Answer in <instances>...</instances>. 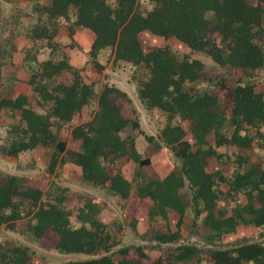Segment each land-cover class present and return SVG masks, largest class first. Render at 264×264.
Returning a JSON list of instances; mask_svg holds the SVG:
<instances>
[{"label": "trees", "instance_id": "obj_1", "mask_svg": "<svg viewBox=\"0 0 264 264\" xmlns=\"http://www.w3.org/2000/svg\"><path fill=\"white\" fill-rule=\"evenodd\" d=\"M151 3L150 7H143L140 0H115L114 5L107 0H48L44 6L35 7L40 11L44 9L48 18H68L73 12L74 24L91 29L94 38L89 53L97 69L103 66L96 56L106 46L111 48L114 62L128 61L147 69L146 77L138 82V96L147 108L157 107L167 114L168 121L161 128L160 136L179 158L178 170H171L161 178L141 179L135 187L138 196L152 201L150 215L160 214L166 218L168 208L178 213L177 229L155 230L152 239L172 243L180 238L178 227L183 221L186 203L179 189L185 185L190 189L195 215L204 212L202 224L209 228V237H221L239 223L264 225L263 164L252 163L235 170L229 179L220 169L209 171L206 168L207 157L219 155L215 146L248 147L254 135L261 134L264 90H257L256 83L249 79L264 67V49L258 41L264 33V0H151ZM207 11H211L212 18L207 17ZM211 25L222 34L220 47L216 43L211 47L203 45L204 31ZM71 26L70 32L73 31ZM143 30L172 36L184 43L186 49L181 55L169 44L146 50L140 39ZM193 50H203L218 64L242 70V75L233 78L229 117L209 83L212 77L206 63L192 55ZM65 68L70 66L63 58L45 59L40 62L39 70L32 73L29 81L38 94L35 101L45 108L43 112L30 107L23 93L0 98V107H9L25 124H12L8 144L0 146L2 153L17 155L39 144L52 147L47 169L53 171L66 144L59 138V129L94 94L93 83L86 82L78 69L71 70L68 82L57 80L56 76ZM206 73L210 76H205ZM205 81L208 86L203 88L201 84ZM125 98L128 96L123 89L103 84L91 118L71 126V135L79 140L80 147L74 153V162L81 167L83 179L106 186L123 199L131 193V181L119 170L109 172L102 160L126 155L140 165L150 163V158L142 156L135 148L132 135L120 136V131L128 125L138 127L136 120L126 118L121 112V101ZM175 115L190 120L193 143L183 138L186 134L183 126L171 121ZM244 124L247 126L241 133ZM230 127L233 129L228 133ZM140 132L148 140L154 138L141 129ZM221 180L228 182L229 193H243L246 198L243 203L236 202L229 214L217 205ZM65 190L67 187L58 183L47 189L31 187L25 184L22 175L7 174L0 183V224L12 228L14 220L31 214L26 226L33 236L40 237L47 229L55 230V247L59 251L87 254L109 251L110 233L97 217L101 206L87 199L76 215L80 224L74 226L71 212L64 203ZM2 247L0 244V264H32L27 245ZM130 250H136L137 255L114 259L109 252L59 264H143L140 246H125L116 251L125 254ZM198 252L196 244L176 243L164 254H157L152 264L175 261L189 264ZM208 254L209 264H264V242L243 240L230 246L213 247Z\"/></svg>", "mask_w": 264, "mask_h": 264}, {"label": "crops", "instance_id": "obj_2", "mask_svg": "<svg viewBox=\"0 0 264 264\" xmlns=\"http://www.w3.org/2000/svg\"><path fill=\"white\" fill-rule=\"evenodd\" d=\"M47 3L48 0H10L6 8H4L3 2L0 3V72L3 69L6 70L5 72L0 74V98L14 97L19 93H23L27 96L28 104L30 107L37 111L43 112L44 110L40 109L39 106H37V102L35 101V99L38 97V94L33 89V85L31 84L29 79L32 73L35 72V70H39L38 68L42 60L52 59L53 61H56L63 58L67 61L70 68L63 69V71L56 76V79L60 80L58 78L60 77L59 75H62L64 71H67L64 77L65 81H63L68 82L71 78V70L74 68L78 69L86 82L93 83V98H95V100L93 99V112L97 108V95L103 84H114L115 86L126 91L128 96L132 100V116L126 114L122 107L121 112L123 116H125L126 118L132 117L133 119H135L138 122V126L140 127V129H144L146 133H150L149 129L151 131V128L157 127V124H159L160 122L162 124V126L160 127H163L168 121L167 114L157 107L147 108L143 104L137 93L138 82L146 77L147 69L142 65H135L128 61L118 60L114 62L113 56L111 54V48L109 46H106L101 48L96 56V60L101 63L103 67L95 73L96 78H89L90 73L93 71L92 57L89 53V49L94 38L93 31L85 26L74 24L73 21L75 19V15L73 12L69 14L68 18H65L63 16L48 18L47 12L44 9L40 11L35 7L39 5L44 6ZM70 26L73 28L72 32H70ZM145 31L147 33H151L148 30H143L142 32ZM258 41L264 49V33L261 38H258ZM202 51L203 50H193L192 55L202 59L207 63V57L209 58L210 56L206 52ZM200 52H202L203 55L205 54L206 56L203 57V55L198 54ZM105 55L106 59L109 58V63L106 65H104ZM211 61L212 63H214V65L220 67H225L226 65H228H220L213 59ZM109 65H111V67H109ZM12 66L15 71L9 73V70L12 69ZM212 67L213 66H207V71L210 74L211 72H214ZM263 69L264 67L258 69L256 75L253 78L251 77V79H249L250 81H254L256 83L257 90H264V85H261L260 80L256 79ZM141 71H143V73L140 77L139 73ZM103 73H106V77L103 81H101L100 74L103 75ZM126 74H128V77L125 76ZM261 81L264 84V81ZM201 86L205 87L208 86V84L205 81L203 82V85L201 84ZM134 95L137 101H135ZM231 99L232 93L230 88L229 109H227L226 106L224 107L227 117L230 116ZM218 100L220 103L219 95ZM134 110L135 112L133 114ZM2 113L10 114L12 113V111L9 107L2 106L0 107V115ZM158 113H160L161 117H163L160 122H158ZM76 114L80 115L79 121L74 119V116ZM90 117L91 114L88 112L87 102L73 114L70 120L72 125H74L78 122L87 121ZM175 118L178 120L186 121L188 123L189 130L191 131L190 120L181 119L178 115H175L171 119L173 123L177 122ZM13 121H17V124L19 123L23 126L25 125L17 115L13 119H11L10 117H6V119L2 122V124L4 125L2 126L1 130H4L5 132L6 128ZM71 126L68 128L65 126H61L58 131L59 138L64 140L66 144L64 150L58 156L59 159L56 163V166L59 167L60 170H62L61 172L65 174V176H54L55 171L49 172L47 169L48 164L44 165L39 161L44 158V156L46 158L49 155V158L52 152V147H47L39 144L33 148L22 150L18 152L17 155H8L0 151V183L4 182L7 174H18L25 177L26 185L31 187L45 186V189H47L54 183L70 187L69 184H66L67 181L65 182V179H67L68 177L69 179L74 177L77 184L75 183L73 189L77 190L79 186H87L90 194L94 195H91L89 197H95L97 189L106 187L83 179L81 167L74 162V153L79 150L80 147L79 140L73 138L71 135ZM246 126L247 125L245 124L243 125L244 128L240 130L241 133L245 132L244 129L246 128ZM232 129L233 127H230L228 133H230ZM259 129L261 131V134L254 135L253 141L248 147H238L233 144H221L215 146L216 151L219 153V155L207 157V170L214 171L216 169H220L225 177L229 179L230 177H232V174L235 172V170H242L249 164L260 162L264 167V159L261 157L262 153L264 152V141L262 139L264 138V124H262ZM252 133L255 134V130H253ZM11 134L12 133L9 131V134L6 137L7 140L5 139V137H2L3 134L0 135V146L8 144L11 138ZM139 139L140 136L138 135L134 137V146L138 150V152L141 153L142 151L137 145ZM210 140L211 142H213V138L211 136ZM70 141L75 144V149L73 148V150L72 148H69ZM252 154H254L255 159H253ZM28 157L31 158L28 160ZM61 158H63V161L60 160ZM67 170H71L67 172L68 176L66 175ZM161 177L162 176H156L154 178ZM219 188L220 192L219 198L217 200V205L220 209L225 208L227 210V214L231 213L232 207L236 202H245L244 200L246 198L243 193H238L237 195H233V191H231L232 194L229 193V185L227 181H219ZM221 200H224V202H222ZM92 201L98 204L94 199ZM83 204L81 203L80 205ZM66 208H68V206H66ZM169 210H173L177 214L178 218V213L176 210L168 208L167 214ZM203 215V211H200L197 215H195L193 206L186 204L185 213L181 224L189 227L191 224L196 225L197 223V225L200 224L201 226L206 228V231H209V228L205 227L202 224ZM30 216L31 214L19 218H27L26 221H28ZM98 216L99 215L97 213V217ZM195 217H197L198 219H195ZM33 221L34 220H32V222ZM247 224L252 226V224L250 223ZM252 227H255L252 230L256 233L259 232L258 230L261 226ZM236 228L240 229L241 223L237 224ZM0 229L6 231L7 234L12 233L13 231L12 229L7 228L4 223L0 224ZM186 229L187 231H189L188 228ZM56 235L57 233L53 229H47L40 237H34L31 230H29L27 226L22 231V236L24 238H27V236H29L30 238H33L35 240H40V238H43L45 236L56 240ZM185 235V233L182 234V236ZM252 236L253 235L242 236V240L253 241L251 238ZM17 240L21 242L22 237H17L13 242H15V244H18L19 242ZM41 240L46 239L43 238Z\"/></svg>", "mask_w": 264, "mask_h": 264}, {"label": "rangeland", "instance_id": "obj_3", "mask_svg": "<svg viewBox=\"0 0 264 264\" xmlns=\"http://www.w3.org/2000/svg\"><path fill=\"white\" fill-rule=\"evenodd\" d=\"M3 2L4 8L8 6V3L10 0H0V3ZM108 3L111 5L115 4V0H107ZM33 3V2H32ZM31 3V4H32ZM140 3L143 5V7H150L152 5L151 0H140ZM151 3V4H150ZM211 11H207L206 15L208 18H212ZM263 36L260 35L258 38H261ZM204 41L206 47H211L212 44L217 45V47H220L222 43V34L211 25L210 27H207L204 31ZM140 39L142 42V45L144 49L148 50L151 47L158 45L162 46L165 44H169L170 47H172L173 51L176 52L178 55H181L184 50L186 49L185 44L178 41L176 38L172 36H160V35H153L151 33L142 32L140 33ZM203 52V51H202ZM200 52L198 54L203 55V53ZM194 53V52H193ZM206 56L205 54L203 57ZM210 58V57H209ZM207 57V63L206 65L209 67L213 66L212 69L214 72H211L212 79L209 83H211L213 86V90L216 94L219 95L220 103L225 110V106L227 109H229L230 104V88L233 84V78L236 75H242V70L240 68H235L234 66L226 65L223 66H216L214 63H212V59H209ZM109 63V58L106 59V55L104 58V65ZM93 71L90 73L89 78H96L95 73L99 71L94 64ZM111 67V65H109ZM95 68V69H94ZM6 70H2L0 72L3 73ZM12 71H15L13 66L12 69L9 70V73ZM95 71V72H94ZM67 71H64L62 75H59L58 77L60 80L65 81V74ZM102 73V72H101ZM143 71H141L139 76L141 77ZM106 73L100 74L101 81L105 79ZM209 73H206L205 76L209 77ZM128 77V74L125 75ZM11 77V76H10ZM124 77V78H126ZM223 78V79H222ZM222 79V80H221ZM257 80H260L261 85H264L261 80L264 81V69L261 71V73L258 75ZM222 81V82H221ZM208 83V82H207ZM203 85V83H202ZM204 88V87H203ZM128 96V94H127ZM92 99V100H91ZM88 102V112L93 114V107L94 102L91 98ZM135 101H137L135 95H134ZM92 102V103H91ZM131 102L132 100L128 96V99H124L121 101V109L123 107V110L126 114H129L132 116V108H131ZM37 106H39L40 109L45 110L44 106L37 103ZM12 111V110H11ZM135 110L133 111L134 114ZM19 116L16 112L12 111V113H2L0 115V135L2 137H6L9 134L8 129L10 130L11 125L14 123H17V121H13L9 124V126L6 128L5 132L2 131L1 128L4 124L2 122L6 119V117H10L13 119L15 116ZM91 118V117H90ZM89 118V119H90ZM135 118V117H134ZM163 117H161L160 113H158V122L162 120ZM74 119L77 121L80 120V115L76 114L74 116ZM130 120H135L132 117H129ZM177 122H179L184 129L186 130V134L183 136L184 139L189 140L190 142L194 141V137L189 130L188 123L183 120H178L175 118ZM72 125L71 120L66 121L63 126L70 127ZM139 125V124H138ZM157 127H152L151 131L149 129L148 134L153 135L152 140H148L144 137V134L140 132V127H132L128 125L123 130L120 131V136L124 137L126 135H132L135 137L136 135L140 136L139 141L137 142V145L139 149L142 151V156H148L150 157V163L146 165H140L138 162L134 161L133 159L127 157L126 155H121L118 157H115L113 160H102L104 166L107 168V170L111 173L115 172L116 170H119L124 176H126L130 181L132 185V192L128 196V198L123 199L122 197L113 194L112 191H110L106 186V188L97 189L95 193V197H89L94 196L93 194H90V191H88L87 186H79L77 190L73 189L75 186L76 180L75 178L65 179L66 184H69L70 187H67V190H65V193L67 195V198L64 200V203L66 206H68V209L71 212L70 220L71 224L74 226H78L80 222L77 220L76 215L79 211V208L81 203L83 204L85 200L87 199H94L97 201L98 205H100V211L98 212V218L105 224L106 230L110 233L111 238H109V241L111 242V247L109 251H99L97 253H83V252H64L59 251L55 247V239H52L48 236H45L46 240H41L43 238H40V240H35L33 238H30L27 236V238H24L22 236V231L26 227V220L27 218H18L14 220V226L12 228V233L7 234L6 231L0 229V242L2 249L7 246H11L12 244H15L14 239L21 236L22 240L18 244L27 245L31 251L30 254V261L32 264H59L62 261L65 260H74V259H81V258H87V257H94L99 256L103 253H109L112 252L113 258L118 259L120 257H132L137 255L136 250H130L128 253L121 254L117 252L116 250L118 248H122L125 246L135 247L140 246L142 249L141 259L143 264H152V260L154 257L157 256V254H164L168 251L169 248H171L176 243H192L196 244L197 247H199V252L196 256H194L192 259H190L189 264H199V263H207L209 264V250L216 246H230L234 245L236 243L242 242V236H251L252 240H258L264 242V225L260 227L258 230L259 232H254L252 229L255 227H252L248 225L247 223H241V228H235L232 231L225 232L222 234L221 237L215 236L214 238H211L208 236L209 231H206V228L201 226L200 224L197 225H190L189 227L181 224L178 228L181 230L180 238L176 242L172 243H164V242H158L151 238L153 231L155 230H175L177 229V214L173 210H169L166 218H162L160 214H149V207L151 205V202L149 198H140L135 190V187L137 183L141 179H148V178H154L156 176H163L167 174L171 170H178L179 169V158L175 156L172 149L169 148L162 140L160 136V130L162 127L161 122L157 124ZM145 132L144 129H141ZM264 141V138H262ZM7 140V139H6ZM135 143V141H134ZM77 147V146H76ZM194 147V144H193ZM69 148L75 149V144L70 141L69 142ZM1 154V153H0ZM253 159H255L254 154ZM49 156V155H48ZM48 156L45 158H42L39 160L44 165L49 163ZM241 156V155H240ZM264 159V152L261 156ZM31 157H28V160ZM59 159V158H58ZM55 171L54 176H65L55 165L52 172ZM71 170L66 171V175L68 176L67 172ZM72 176V174H71ZM77 184V183H76ZM64 186V185H61ZM77 186V185H76ZM45 188V186H42ZM65 187V186H64ZM179 192L185 201L186 204L191 205V199H190V189L187 185L183 186L179 189ZM224 202V200H221ZM245 201V200H244ZM221 202V203H222ZM195 219H198L195 217ZM198 222V221H197ZM189 231H187V229ZM186 234L185 236H182V234ZM55 240V241H54ZM5 243V244H3ZM199 258V259H197ZM173 264H185L182 261H175Z\"/></svg>", "mask_w": 264, "mask_h": 264}]
</instances>
